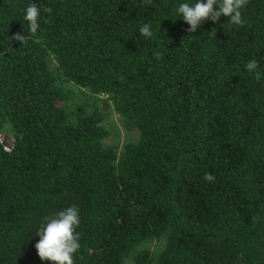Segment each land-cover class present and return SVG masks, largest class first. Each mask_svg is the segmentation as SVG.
Returning <instances> with one entry per match:
<instances>
[{"label": "trees", "instance_id": "16d2710c", "mask_svg": "<svg viewBox=\"0 0 264 264\" xmlns=\"http://www.w3.org/2000/svg\"><path fill=\"white\" fill-rule=\"evenodd\" d=\"M195 2L0 0V264H54L35 232L72 205L74 264H264V0L189 33ZM111 108L138 133L120 151Z\"/></svg>", "mask_w": 264, "mask_h": 264}, {"label": "clouds", "instance_id": "9594fccd", "mask_svg": "<svg viewBox=\"0 0 264 264\" xmlns=\"http://www.w3.org/2000/svg\"><path fill=\"white\" fill-rule=\"evenodd\" d=\"M143 3L150 5L152 0H143ZM247 3L248 0H207L206 3L204 0H196L193 4H179L176 14L183 17V20L190 26L187 29L189 33H194L197 27L208 19L214 23L217 22L222 15L229 17V24L242 27L245 21L242 18L241 9ZM41 11L50 13L52 9L43 5L38 7L35 3H31L24 9L23 20L28 23V31L32 35H35L40 27L38 21ZM139 32L145 38H151L154 35L150 23L142 24L139 27ZM12 39L20 41L22 44L26 42V37L19 33L15 34ZM258 67L259 65L254 59L246 64L249 73L256 72L257 80L261 78V73L256 71ZM204 179L207 182H213L215 177L206 173ZM79 225L80 210L75 205L59 210L53 215L45 216L35 232L39 237L35 248L40 259L52 261L54 264H74L73 256L81 248L80 234L76 231ZM121 264H131V261L124 257Z\"/></svg>", "mask_w": 264, "mask_h": 264}, {"label": "rangeland", "instance_id": "374dc122", "mask_svg": "<svg viewBox=\"0 0 264 264\" xmlns=\"http://www.w3.org/2000/svg\"><path fill=\"white\" fill-rule=\"evenodd\" d=\"M103 125L111 132V136L105 141V146L116 147L119 151L128 143L138 139L136 131H127L122 124V116L116 113L112 108L107 111ZM3 146L11 148L13 137L7 128L0 136ZM147 247L153 248L148 244Z\"/></svg>", "mask_w": 264, "mask_h": 264}, {"label": "built area", "instance_id": "2783aa9c", "mask_svg": "<svg viewBox=\"0 0 264 264\" xmlns=\"http://www.w3.org/2000/svg\"><path fill=\"white\" fill-rule=\"evenodd\" d=\"M2 145H3V144H2ZM11 148H12V147H11ZM11 148H8V147H5V146H4V149H5L6 151H10Z\"/></svg>", "mask_w": 264, "mask_h": 264}]
</instances>
